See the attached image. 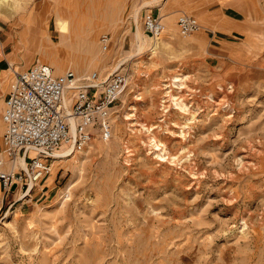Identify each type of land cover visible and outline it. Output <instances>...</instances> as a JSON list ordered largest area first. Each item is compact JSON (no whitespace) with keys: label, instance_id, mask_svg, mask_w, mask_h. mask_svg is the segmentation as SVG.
Wrapping results in <instances>:
<instances>
[{"label":"rangeland","instance_id":"1","mask_svg":"<svg viewBox=\"0 0 264 264\" xmlns=\"http://www.w3.org/2000/svg\"><path fill=\"white\" fill-rule=\"evenodd\" d=\"M155 2L0 0L13 52L0 149L15 71L40 61L58 75L129 77L109 140L57 159L30 195L0 196V264H264L263 70L203 30L182 37V12L168 23L163 11L154 39L143 18Z\"/></svg>","mask_w":264,"mask_h":264},{"label":"built area","instance_id":"2","mask_svg":"<svg viewBox=\"0 0 264 264\" xmlns=\"http://www.w3.org/2000/svg\"><path fill=\"white\" fill-rule=\"evenodd\" d=\"M176 23L184 38L201 31L192 15H181ZM143 24L154 39L165 30L161 17L153 12L144 15ZM100 46L103 52L110 49L108 34L101 36ZM128 82L123 69L107 76L97 72L79 76L71 70L56 75L50 66L37 62L27 70L15 71L2 111L1 198L30 195L45 183L53 173L55 154L63 148L81 153L96 136L109 140L111 110ZM20 158L25 167L18 162Z\"/></svg>","mask_w":264,"mask_h":264},{"label":"crops","instance_id":"3","mask_svg":"<svg viewBox=\"0 0 264 264\" xmlns=\"http://www.w3.org/2000/svg\"><path fill=\"white\" fill-rule=\"evenodd\" d=\"M155 3L160 9L155 8L154 13L161 17L162 23L165 20L163 11L169 14L168 23L172 22L169 18L176 13L182 12L181 15H184L187 14L186 11L190 12L201 24L203 38L208 40L212 47L230 53L234 59L244 62V67L261 68L264 75V26L259 21L264 16V0H162ZM164 26L166 29V25ZM3 31L0 25V36ZM0 42V77L3 76L2 80L6 81L12 68L9 57L13 52L8 51L9 43L4 44L1 38ZM252 54L256 56L255 59ZM37 62L40 61L33 62L28 68ZM51 63L58 69L57 63ZM5 81L2 84L6 83Z\"/></svg>","mask_w":264,"mask_h":264},{"label":"bare ground","instance_id":"4","mask_svg":"<svg viewBox=\"0 0 264 264\" xmlns=\"http://www.w3.org/2000/svg\"><path fill=\"white\" fill-rule=\"evenodd\" d=\"M152 1H162V0H152ZM165 1V0H164ZM157 39V38H156ZM15 73V72H14ZM112 132V131H111ZM35 155V153L34 152H31L30 153V156L31 157H33ZM71 155H76V154H74L70 149H66V148H63L62 150H60L59 152H57L56 154H55V158H56V160L57 159H67V158H69ZM18 162L21 164V165H23L24 167L26 166V163L24 162V160H23V158H20V159H18ZM80 162V161H79ZM53 174V173H52ZM52 176V175H51ZM51 176H50V178H51ZM27 194H29V192L27 193Z\"/></svg>","mask_w":264,"mask_h":264}]
</instances>
